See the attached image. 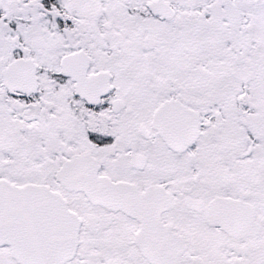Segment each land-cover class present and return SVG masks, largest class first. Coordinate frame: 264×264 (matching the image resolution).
<instances>
[{"label": "snow or ice", "instance_id": "obj_1", "mask_svg": "<svg viewBox=\"0 0 264 264\" xmlns=\"http://www.w3.org/2000/svg\"><path fill=\"white\" fill-rule=\"evenodd\" d=\"M0 264H264V0H0Z\"/></svg>", "mask_w": 264, "mask_h": 264}]
</instances>
